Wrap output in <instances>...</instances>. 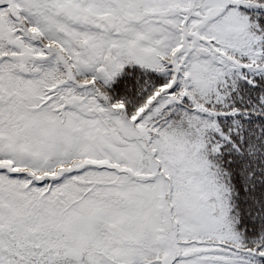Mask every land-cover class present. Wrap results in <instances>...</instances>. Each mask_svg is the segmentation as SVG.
<instances>
[{
	"label": "snow or ice",
	"instance_id": "snow-or-ice-1",
	"mask_svg": "<svg viewBox=\"0 0 264 264\" xmlns=\"http://www.w3.org/2000/svg\"><path fill=\"white\" fill-rule=\"evenodd\" d=\"M0 264H264V0H0Z\"/></svg>",
	"mask_w": 264,
	"mask_h": 264
}]
</instances>
